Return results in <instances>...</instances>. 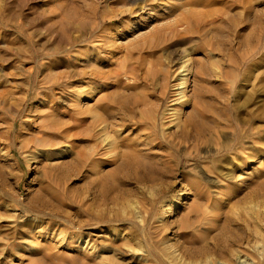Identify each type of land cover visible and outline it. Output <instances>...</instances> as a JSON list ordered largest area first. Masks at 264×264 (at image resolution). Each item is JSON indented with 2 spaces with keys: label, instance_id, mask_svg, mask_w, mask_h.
Masks as SVG:
<instances>
[{
  "label": "rangeland",
  "instance_id": "rangeland-1",
  "mask_svg": "<svg viewBox=\"0 0 264 264\" xmlns=\"http://www.w3.org/2000/svg\"><path fill=\"white\" fill-rule=\"evenodd\" d=\"M0 264H264V0H0Z\"/></svg>",
  "mask_w": 264,
  "mask_h": 264
},
{
  "label": "bare ground",
  "instance_id": "bare-ground-1",
  "mask_svg": "<svg viewBox=\"0 0 264 264\" xmlns=\"http://www.w3.org/2000/svg\"><path fill=\"white\" fill-rule=\"evenodd\" d=\"M189 69L188 68H186L185 69V74L183 75V81H182V85H181V87H180V89H184L185 88V86H186V83H187V79H188V71ZM181 93V91L179 92V94ZM204 108V107H203ZM203 112V111H202ZM205 112H207L206 110H205ZM197 113V112H196ZM196 113H195V115H196ZM203 114H204V112H203ZM206 114V113H205ZM205 114H204V116H205ZM207 115V114H206ZM197 116V115H196ZM199 116V115H198ZM197 116V117H198ZM199 117H201V116H199ZM203 117V116H202ZM197 118H195V120H196ZM199 119V121H200V118H198ZM214 119V118H213ZM188 120H192V118L191 119H188ZM203 120H201V122H202ZM188 123H189V121H188ZM191 124L193 123V122H190ZM193 125V124H192ZM199 125V124H198ZM207 127V126H206ZM200 128V127H199ZM197 129H198V126H197ZM200 129H202V128H200ZM198 131H200V130H198ZM205 130H203V132H204ZM208 131V130H207ZM207 131H205V132H207ZM196 132V131H195ZM201 132V131H200ZM185 133H186V131H185ZM237 133V132H236ZM197 134V133H196ZM199 134V133H198ZM186 135V134H185ZM199 135H201V134H199ZM236 135V134H235ZM237 135H238V133H237ZM187 136V135H186ZM197 136V135H196ZM241 137H242V135H240ZM241 141V140H240ZM239 142V141H238ZM129 161V160H128ZM131 162V161H130ZM137 163V162H136ZM130 165H133V162H132V164H130Z\"/></svg>",
  "mask_w": 264,
  "mask_h": 264
}]
</instances>
